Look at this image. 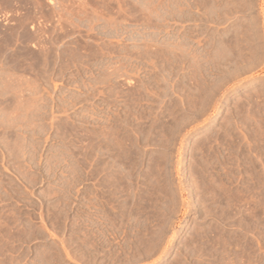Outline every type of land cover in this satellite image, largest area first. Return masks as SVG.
Masks as SVG:
<instances>
[{
  "label": "rangeland",
  "instance_id": "rangeland-1",
  "mask_svg": "<svg viewBox=\"0 0 264 264\" xmlns=\"http://www.w3.org/2000/svg\"><path fill=\"white\" fill-rule=\"evenodd\" d=\"M0 264H264V0H0Z\"/></svg>",
  "mask_w": 264,
  "mask_h": 264
}]
</instances>
